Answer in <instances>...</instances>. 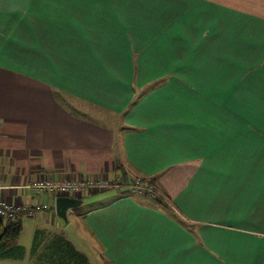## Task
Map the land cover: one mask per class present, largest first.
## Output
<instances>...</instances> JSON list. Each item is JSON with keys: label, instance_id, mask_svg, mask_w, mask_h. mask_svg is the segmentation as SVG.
<instances>
[{"label": "crops", "instance_id": "crops-1", "mask_svg": "<svg viewBox=\"0 0 264 264\" xmlns=\"http://www.w3.org/2000/svg\"><path fill=\"white\" fill-rule=\"evenodd\" d=\"M46 180L117 190L101 264H264V0H0V201L36 221Z\"/></svg>", "mask_w": 264, "mask_h": 264}, {"label": "rangeland", "instance_id": "rangeland-1", "mask_svg": "<svg viewBox=\"0 0 264 264\" xmlns=\"http://www.w3.org/2000/svg\"><path fill=\"white\" fill-rule=\"evenodd\" d=\"M111 186V185H110ZM109 186V187H110ZM95 192V191H94ZM93 191L87 192L83 194V203L78 208H75L74 214H68L67 220H63L57 216L56 211L47 212L44 210H39L36 213L38 214L37 220L34 221L29 216H26L22 220L23 225V233L19 240V243L26 248L25 258L23 260H6L4 264H46L45 259L41 256L42 253L45 252V243L42 249L38 250L37 253L33 250V241H34V232L37 227H46L51 229H63L64 235H66L69 239L73 240L80 249L87 251V255L89 257L90 264H101V260L99 259V254L96 250H90L87 247V242L85 238L89 237L88 232L85 230V227L82 224L81 214L86 209L92 207L96 202L102 199L104 196H113L114 193L117 192L116 189L111 188L106 191H98L94 193ZM137 192V191H136ZM143 192V191H142ZM156 193V192H155ZM139 198L148 197L149 200L156 197L154 195H141L140 193H134ZM157 196V195H156ZM0 220H2L5 225H9L12 223L11 220H7V217L0 216ZM58 227V228H56ZM89 240V238H88ZM90 241V240H89ZM2 262V261H1Z\"/></svg>", "mask_w": 264, "mask_h": 264}, {"label": "trees", "instance_id": "trees-1", "mask_svg": "<svg viewBox=\"0 0 264 264\" xmlns=\"http://www.w3.org/2000/svg\"><path fill=\"white\" fill-rule=\"evenodd\" d=\"M141 182H148L154 186L153 180L141 179ZM22 214L16 213V218L9 225L0 220V261L22 260L25 257V248L19 243L23 233ZM46 234L37 231L34 234L33 250L35 253L43 246ZM46 264H89L87 257L76 250L72 243L62 234H56L46 244L45 252L41 255Z\"/></svg>", "mask_w": 264, "mask_h": 264}, {"label": "built area", "instance_id": "built-area-1", "mask_svg": "<svg viewBox=\"0 0 264 264\" xmlns=\"http://www.w3.org/2000/svg\"><path fill=\"white\" fill-rule=\"evenodd\" d=\"M110 184L108 182L98 183V182H73V181H43L40 183L35 184L33 187L40 191V190H49L54 194L60 196H69L72 193L81 192L83 190H103L109 187ZM133 186L138 189L139 191H145L150 195H155V188L152 184L148 182H141V179H137L133 182ZM44 209L47 210V206H43L37 209ZM20 209H13L8 204L0 201V216H5L8 218H13L14 215ZM71 211V210H70ZM34 210H30L28 213H33ZM72 212V211H71Z\"/></svg>", "mask_w": 264, "mask_h": 264}, {"label": "water", "instance_id": "water-1", "mask_svg": "<svg viewBox=\"0 0 264 264\" xmlns=\"http://www.w3.org/2000/svg\"><path fill=\"white\" fill-rule=\"evenodd\" d=\"M80 205L81 200L69 196H60L56 199V214L58 217L66 221L68 212L79 207Z\"/></svg>", "mask_w": 264, "mask_h": 264}]
</instances>
